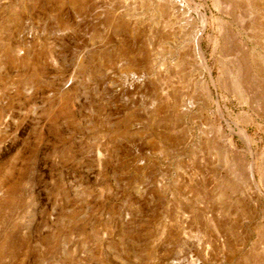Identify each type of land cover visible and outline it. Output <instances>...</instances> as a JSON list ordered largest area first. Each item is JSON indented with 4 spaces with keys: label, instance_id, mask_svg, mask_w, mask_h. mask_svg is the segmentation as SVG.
<instances>
[{
    "label": "rangeland",
    "instance_id": "374dc122",
    "mask_svg": "<svg viewBox=\"0 0 264 264\" xmlns=\"http://www.w3.org/2000/svg\"><path fill=\"white\" fill-rule=\"evenodd\" d=\"M195 1L209 94L157 0H0V264H264V0Z\"/></svg>",
    "mask_w": 264,
    "mask_h": 264
},
{
    "label": "bare ground",
    "instance_id": "6f19581e",
    "mask_svg": "<svg viewBox=\"0 0 264 264\" xmlns=\"http://www.w3.org/2000/svg\"><path fill=\"white\" fill-rule=\"evenodd\" d=\"M222 1H224V3H225V0H215L214 5L216 6V8H219L220 12L228 14L230 11H223L221 9V6L223 4ZM251 3H253V2H251ZM201 6H202V4L197 3L195 0H157V11L160 14L161 22L163 20V23H162L160 29L164 28L165 30H169L172 19H174V15H176L175 12H177V14H179V15H182V16L184 15L183 17L189 23V24L183 26V28H184L183 36L185 37V39L188 40L187 45H188L189 54L196 58L199 67L202 69L201 70V77H200L201 78V86L204 89V91H206V93L209 94L210 88L208 85V80H207L206 74H208L211 82L214 83V79L212 78L211 68L207 64L206 56L204 54L202 44H201L202 31L204 30L206 23H207L205 15L202 12ZM190 9H192V11ZM231 14H232V12L229 15H231ZM197 26L199 27V29L194 30L195 27H197ZM165 32L168 34L167 31H165ZM163 33H164V31H163ZM245 57L242 58V61L237 66L238 71L235 73V76H234L233 87H234L236 93L239 95V97L247 100L248 94L250 92H253V82H252L253 80H251V77H250V73L252 75L253 72H251V71L249 72V64H248ZM239 60H241V59L239 58ZM249 62H251V59L249 60ZM185 65H186V55H183L178 61V66L181 67V66H185ZM251 100H249V101H251ZM214 114H215L216 118H218V120L220 118L224 117L223 109L217 101H216V107L214 109ZM219 127L222 128V126L220 124H219ZM239 129H240L241 133L246 136L245 129H243V128H239ZM221 130H223V129H221ZM230 130L233 131V128L230 127ZM228 141L229 140H223L224 146L228 145Z\"/></svg>",
    "mask_w": 264,
    "mask_h": 264
}]
</instances>
